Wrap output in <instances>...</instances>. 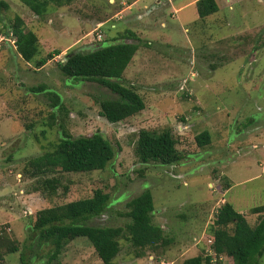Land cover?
Listing matches in <instances>:
<instances>
[{
  "label": "rangeland",
  "instance_id": "374dc122",
  "mask_svg": "<svg viewBox=\"0 0 264 264\" xmlns=\"http://www.w3.org/2000/svg\"><path fill=\"white\" fill-rule=\"evenodd\" d=\"M1 1L8 6L0 7V36L10 41L0 42V234L19 247L2 264H21V252L25 264H49L53 246L38 242L30 230L36 211L89 197L99 188L109 194L111 203L105 212L89 218V224L123 225L126 218L119 212L126 210L124 203L150 190L152 220L173 237L160 258L172 264L199 251L195 241L207 237L221 198L244 212L249 224L257 222L251 207L264 204V0H216L214 22L218 21L212 37L203 26L178 19L181 12L170 14V9L189 0L160 4L141 0L135 5L138 10L132 6L134 10L122 11L131 0H72L49 7L42 16L21 0ZM14 15H20L25 28L38 36L40 53L30 62L22 60L11 43ZM101 22L98 40L94 29ZM124 28L143 31L137 57H148L145 62H151L153 70L136 75L131 66L125 69L122 82L134 84L145 107L113 123L101 116L99 100L115 94L96 81L64 75L57 63L70 47L86 51L102 41L106 45ZM60 49L64 51L42 67L35 66L36 58ZM40 86L46 88L31 91ZM49 91L60 95L65 113L52 106ZM53 112L56 123L48 125ZM59 122L73 136L101 133L115 155L101 170L51 173L68 190L63 194L59 188L49 196L33 189L38 176L30 177L24 167L29 158L57 142ZM162 126L179 135L176 146L181 158L171 164L140 162L133 151L137 131ZM202 130L211 135L206 147L194 142V135ZM135 251L128 241L120 240L114 263L159 264L153 259L157 252L146 250L137 256ZM58 259L62 264H103L85 237L65 243ZM220 260L233 264L226 256ZM259 261L264 264V255Z\"/></svg>",
  "mask_w": 264,
  "mask_h": 264
},
{
  "label": "trees",
  "instance_id": "16d2710c",
  "mask_svg": "<svg viewBox=\"0 0 264 264\" xmlns=\"http://www.w3.org/2000/svg\"><path fill=\"white\" fill-rule=\"evenodd\" d=\"M21 1L39 16L44 15L51 6H62L72 2V0ZM114 2L115 0L112 3ZM7 6L6 2L0 0V7ZM195 6L198 17L202 20L218 10L216 0H196ZM103 25L104 23H99L96 30L100 32L101 38ZM9 28L16 51L23 60L30 62L39 55L38 36L25 28L20 15H14ZM126 38L136 39V42H126L124 41ZM102 42L86 51L70 47L65 59L59 61L57 65L66 76L96 81L111 90L115 97L100 99L99 112L107 121L117 123L141 112L145 107V101L134 84L126 85L122 82L123 73L138 49L139 40L134 32L124 28L106 45H101ZM60 52L61 49L54 50L36 58L35 66L42 67ZM45 88L40 86L31 88V91L38 92ZM49 92L52 106H57L60 112L65 113L60 95L55 91ZM50 118L51 121L47 124H55L54 112L50 114ZM59 127L61 135L57 142L49 143V149L29 158L24 167L25 173L30 177L38 176L33 189L41 190L49 196L54 195L59 188H62L63 194L68 190V185L63 184L58 175L50 177L51 173L101 170L115 155L114 147L101 133L73 136L60 122ZM41 133L45 135V130ZM178 140L179 135L169 126L141 128L136 133L133 151L142 163L171 164L181 158L176 146ZM194 142L199 147L209 145L211 143L209 131L197 132L194 135ZM110 203L109 194L99 188L89 197L37 210L30 230L35 233L38 242L50 243L53 246L48 255V263L62 264L58 256L64 244L75 238L85 237L103 264H115L114 258L120 250V240L128 241L136 249L137 256L143 255L146 250L157 252L156 257L151 256L158 259L160 264V260L163 259L160 258V252L173 243V237L167 235L162 226L152 220L154 204L150 190L144 189L124 203L126 210L119 212L126 218L123 225H97L86 222L89 218L105 212ZM251 213L257 215V222L252 225L247 221L244 212L236 210L231 202L225 200L214 213L207 229V237L204 239L200 237L201 239L195 241V244L200 246L199 251L184 258L180 264H223L220 260L221 255L231 258L233 264H259V259L264 255V204L251 207ZM209 237L210 243L207 242ZM207 249H211L212 252H208ZM17 251H19L17 242L5 234H0V264L7 254ZM20 261L21 264H25L22 252Z\"/></svg>",
  "mask_w": 264,
  "mask_h": 264
},
{
  "label": "crops",
  "instance_id": "0c3cea01",
  "mask_svg": "<svg viewBox=\"0 0 264 264\" xmlns=\"http://www.w3.org/2000/svg\"><path fill=\"white\" fill-rule=\"evenodd\" d=\"M139 1H141V0H131V2L129 1L128 4H125V1H123L122 3L125 4V6L123 8H121V10H119V11L125 10L127 8L129 10H134V8H132V6L136 7L135 5L138 4ZM195 2H196V0H189V1L185 2L183 5L179 6L177 9L176 8L174 10L170 9L169 12H170V14L172 13V11L176 12V13L181 12V14L179 15L178 19L182 20L183 22H185L187 24L196 23L199 26L200 29H202V26H203L204 28L207 29V31L211 34V37H212V33L211 32H215L214 31L215 28H212V27L215 26L216 22L218 21L217 20L216 22H214L216 20L215 18L217 17L216 14H217L218 10L216 12H214L213 14L208 15L204 20H202L201 18L198 17V14H197V11H196ZM158 3L160 4L161 0H158ZM143 6H144V8H147V4H144ZM228 8L231 9L232 6L229 5ZM135 9L138 10L139 7H136ZM119 11H117V12H119ZM143 12L145 13L144 10H143ZM115 16H116V14H115ZM137 17L139 19H141L142 15L139 13V14H137ZM144 22H147V20L144 21ZM197 22H199V23H197ZM150 23H152V21H150ZM165 25H166V23L164 21H162L161 22V27H164ZM110 26H111V28H116V23H111ZM141 33H143V31H139V32L135 33L136 37H137V39L139 41H140V38H141ZM128 40H131V39H128ZM210 41L212 43V39ZM15 49H16V46H15ZM61 50L64 51V49H61ZM65 50H67V49H65ZM137 53L138 52H135V54L133 55L131 61L128 64L127 68L129 66H131V68H133V71L135 72L136 75L142 74V72L152 71L153 70V66L151 65V62L149 63L148 60H147V62H145V60L148 57H145V58L144 57H137ZM18 56L20 57L19 54H18ZM228 188H226V189H228Z\"/></svg>",
  "mask_w": 264,
  "mask_h": 264
},
{
  "label": "clouds",
  "instance_id": "9594fccd",
  "mask_svg": "<svg viewBox=\"0 0 264 264\" xmlns=\"http://www.w3.org/2000/svg\"><path fill=\"white\" fill-rule=\"evenodd\" d=\"M10 32V31H9ZM10 36H11V43H12V45H14L15 46V43H14V38H13V35H12V32H10ZM1 40L3 41V40H8V41H10L9 39H7V38H4L3 36H0V42H1ZM63 59H65V55H64V58H62L61 59V61L63 60ZM264 164V163H263ZM263 166V165H262ZM264 167V166H263ZM226 190V189H225ZM226 199H224V198H221V200H219L221 203H223L224 201H225ZM218 201V202H219ZM220 205V204H219ZM219 207V206H218ZM216 211H217V209H216ZM215 211V212H216ZM210 239V237L208 238V240ZM208 243H210L211 242V239H210V241H207ZM207 251L208 252H212V250L211 249H207ZM160 261H165V260H160ZM169 264H172L171 262H169V261H167Z\"/></svg>",
  "mask_w": 264,
  "mask_h": 264
},
{
  "label": "built area",
  "instance_id": "2783aa9c",
  "mask_svg": "<svg viewBox=\"0 0 264 264\" xmlns=\"http://www.w3.org/2000/svg\"><path fill=\"white\" fill-rule=\"evenodd\" d=\"M96 30H98L97 27H96L95 31H96ZM96 33H97V37H98V38H101V34H100V32H99V31H96ZM263 166H264V164H263ZM208 241H210V239H209ZM160 264H169V263L166 262V261H160Z\"/></svg>",
  "mask_w": 264,
  "mask_h": 264
}]
</instances>
